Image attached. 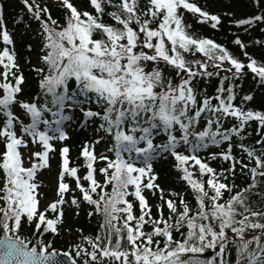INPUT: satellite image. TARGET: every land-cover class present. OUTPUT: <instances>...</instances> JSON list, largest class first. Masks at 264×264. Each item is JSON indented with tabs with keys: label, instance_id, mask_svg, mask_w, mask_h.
Instances as JSON below:
<instances>
[{
	"label": "snow or ice",
	"instance_id": "6c2138e0",
	"mask_svg": "<svg viewBox=\"0 0 264 264\" xmlns=\"http://www.w3.org/2000/svg\"><path fill=\"white\" fill-rule=\"evenodd\" d=\"M245 2L18 0L13 28L0 2V264H264V0ZM225 24L232 47L205 32ZM69 209L91 230L65 233Z\"/></svg>",
	"mask_w": 264,
	"mask_h": 264
},
{
	"label": "trees",
	"instance_id": "16d2710c",
	"mask_svg": "<svg viewBox=\"0 0 264 264\" xmlns=\"http://www.w3.org/2000/svg\"><path fill=\"white\" fill-rule=\"evenodd\" d=\"M198 2L201 6L206 7L207 10L213 13H223L224 11H233L236 13L237 16H243L251 11V9L247 6L245 0H198ZM5 6H6V18L9 22L14 23V21L19 16H24L25 20L28 19L26 13L22 11L23 6L21 4L18 3L16 5H8L7 3H5ZM51 11L53 16L55 17L57 15L58 9L57 7H53ZM15 27L20 30H25V25L23 24L15 25ZM232 31H235V28L228 24H225V27L219 32L215 30H211L210 28L205 29L207 35L214 36L215 38H217L218 42H223L226 44H228V42L232 39ZM241 35L245 41H249L251 39L246 34L241 33ZM253 36H255L256 38H264V34H261L259 31L254 32ZM26 43L27 40H24L23 42H19L18 40L17 43V50L20 52V56H21L20 63L22 66L25 64L24 57L30 54L24 50ZM228 46L232 47L231 44H228ZM249 51H253V49L249 48ZM25 75L29 76V79L31 80V76L27 67H25ZM83 139H84L83 135L72 136V139L69 143L71 144L72 147L73 157H75V155L77 154L80 142ZM52 160H54L53 168L56 170L58 165V158H53ZM157 169L162 173L160 178V183L163 186H167L169 181H171L174 178V173L163 171L159 165H157ZM146 195H149V200L151 201L150 194H146ZM78 227L83 228L85 232H88L91 230L92 225L89 223L83 211L81 212L79 217H76L72 210L68 211L67 223L64 226V232L67 233L68 229L71 228L73 230L71 235L75 236L74 230ZM68 241H69V235H64L62 238L58 237L56 239L55 247L57 249L64 250L67 247Z\"/></svg>",
	"mask_w": 264,
	"mask_h": 264
},
{
	"label": "rangeland",
	"instance_id": "374dc122",
	"mask_svg": "<svg viewBox=\"0 0 264 264\" xmlns=\"http://www.w3.org/2000/svg\"><path fill=\"white\" fill-rule=\"evenodd\" d=\"M0 2L7 3L8 5H16V4H18V0H1ZM55 3L56 4L59 3V0H55ZM8 25H9V28H13L14 27V23L9 22V21H8ZM18 31L19 32H23L25 30L18 29ZM18 40H19V37H18ZM51 165H52V171L55 172L56 170L53 168V166H54V160L51 161ZM42 178L45 180L46 183H49V184L51 183V176H50V174L47 171H45L43 173ZM42 190H46V189H42ZM70 210L71 209H69L68 211H70Z\"/></svg>",
	"mask_w": 264,
	"mask_h": 264
}]
</instances>
